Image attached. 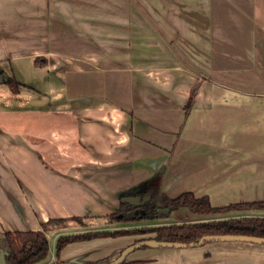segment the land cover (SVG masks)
<instances>
[{
  "label": "crops",
  "instance_id": "1",
  "mask_svg": "<svg viewBox=\"0 0 264 264\" xmlns=\"http://www.w3.org/2000/svg\"><path fill=\"white\" fill-rule=\"evenodd\" d=\"M22 59L41 71L33 90L74 124L18 152L11 181L0 173L2 229L104 217L118 193L157 172L169 197L191 191L222 209L264 200V0H0V67ZM122 241H74L59 259L115 255ZM131 256L123 264H264V244Z\"/></svg>",
  "mask_w": 264,
  "mask_h": 264
},
{
  "label": "trees",
  "instance_id": "2",
  "mask_svg": "<svg viewBox=\"0 0 264 264\" xmlns=\"http://www.w3.org/2000/svg\"><path fill=\"white\" fill-rule=\"evenodd\" d=\"M33 65L45 66L46 59L42 57H35ZM9 88L14 92H19L20 81L14 77L6 76L3 79ZM198 82H196L189 91V98L184 105L186 114L189 112L193 102L195 91ZM163 176L160 172L153 175V178L137 184V186L118 193L123 194H150L151 199L141 206H134L127 201H119V204L114 208L113 212L105 214L108 218V223L119 224H139L138 226H123L120 228L111 229V226L105 228H93L81 232H63L56 236L53 242V254L56 258V263L59 264V253L67 244L74 241H88L89 239L105 236L117 237L122 234H138L154 232V238L165 241H179L188 244V242L197 241L204 234H247L258 235L264 237V216H240L209 219L204 221H182L171 222L168 224H144L143 222H152L155 219L165 216L173 210L180 208H188L190 211L203 214L218 212L222 208H213L210 205L207 196L196 197L191 191L182 192L176 196H168L161 191V182ZM229 209L236 208H253L263 207L264 200H253L252 202H237L236 204H229L226 206ZM76 220L82 222V217L72 215L71 217H55L40 223L39 230L31 229H15L4 230L0 227V247L8 251L7 264H33L36 261L44 259L49 254L50 245L48 244L47 231L50 226L56 222L65 220ZM123 261L121 264L125 263Z\"/></svg>",
  "mask_w": 264,
  "mask_h": 264
},
{
  "label": "rangeland",
  "instance_id": "3",
  "mask_svg": "<svg viewBox=\"0 0 264 264\" xmlns=\"http://www.w3.org/2000/svg\"><path fill=\"white\" fill-rule=\"evenodd\" d=\"M18 66L19 71L15 76L14 70L11 71V66ZM40 70V69H39ZM38 68L30 65L26 62L25 59H22L20 63L2 64L0 67V71L5 72V75L14 77L17 81L20 80V88L19 92H14L9 88V85L0 80V129L3 131H7L9 139L11 140L7 142L8 145L0 148V173H4V175H8L10 177V181L12 179V173L14 170V166L18 164L14 162L16 154H27V149H32L30 144L37 143L39 139L42 137H46V134L50 133V130L53 128H60L61 125L69 126L74 124V120L70 115H64L63 113H57L56 110L53 109L55 105L47 106L45 101L41 100L37 94L38 92L33 90V87L40 88L42 81L40 80V73ZM19 145L10 146V144L14 145L17 143ZM67 142V140H63L62 142ZM32 142V143H31ZM62 142L58 143V140L52 143V145L62 144ZM39 145V144H37ZM51 145V147H52ZM38 147V151H43L45 146L43 144ZM55 147V146H53ZM19 162V164H21ZM30 168H35V163L31 162L29 164ZM109 212L114 211V205L109 206ZM236 215L240 216H264V208L263 207H253V208H236V209H222L219 212L212 213H203L197 214L190 211L188 208H180L171 211L165 216L159 217L152 222L144 221V224H168L171 222H182V221H204L209 219H220L227 217H234ZM108 218L101 217L96 214H92L91 216H83L82 222L79 223L76 220H65L61 222H56L52 224L50 230L47 231V239L50 248L53 247V242L56 239V236L59 233L63 232H81L86 231L93 228H105L107 226L111 229L120 228L123 226H138L142 224L138 222V224H119V223H108ZM41 228V227H40ZM23 229H30L24 228ZM21 229V230H23ZM15 230V229H10ZM155 236L154 232L147 233H138V234H122L120 236L121 240L132 241L134 239H138L141 237ZM113 238V236H105V237H97L93 239H105V238ZM91 240V239H89ZM88 240V241H89ZM53 250V249H52ZM62 250V249H61ZM60 250V252H61ZM60 256V253H59ZM59 259V257H58ZM56 258L54 254H48L44 259L40 261H36L33 264H52L56 263Z\"/></svg>",
  "mask_w": 264,
  "mask_h": 264
},
{
  "label": "water",
  "instance_id": "4",
  "mask_svg": "<svg viewBox=\"0 0 264 264\" xmlns=\"http://www.w3.org/2000/svg\"><path fill=\"white\" fill-rule=\"evenodd\" d=\"M3 74V73H2ZM4 79L6 78L5 75ZM0 75V79H1ZM151 199L150 194H123L120 197V201H127L130 204L134 206H141L145 202L149 201ZM1 236V234H0ZM248 242V243H261L264 244V237L258 236V235H247V234H204L202 237H200L197 241H192L186 243H182L179 241H165V240H159L157 238H154V236H148V237H141L138 239H134L132 241H122L121 243H124L122 245V248L119 249L115 255L106 256L90 261H66L59 259V264H121L123 261L131 262L135 259H132V253L135 251L141 249V248H188V246H202L204 243L207 242ZM9 255L8 251H5L2 247H0V264H7L6 259Z\"/></svg>",
  "mask_w": 264,
  "mask_h": 264
},
{
  "label": "flooded vegetation",
  "instance_id": "5",
  "mask_svg": "<svg viewBox=\"0 0 264 264\" xmlns=\"http://www.w3.org/2000/svg\"><path fill=\"white\" fill-rule=\"evenodd\" d=\"M2 73H3V71H0V75H1V77H2L0 80H3V79H4V76H3V75H5V73H3V74H2ZM5 76H6V75H5Z\"/></svg>",
  "mask_w": 264,
  "mask_h": 264
}]
</instances>
